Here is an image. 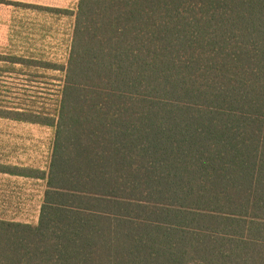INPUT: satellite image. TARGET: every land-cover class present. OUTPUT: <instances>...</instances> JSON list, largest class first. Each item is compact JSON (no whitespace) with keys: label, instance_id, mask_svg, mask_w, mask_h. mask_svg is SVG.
Wrapping results in <instances>:
<instances>
[{"label":"trees","instance_id":"16d2710c","mask_svg":"<svg viewBox=\"0 0 264 264\" xmlns=\"http://www.w3.org/2000/svg\"><path fill=\"white\" fill-rule=\"evenodd\" d=\"M0 61L63 74L0 105L55 130L48 174L0 165L47 186L0 264H264V0H79L67 65Z\"/></svg>","mask_w":264,"mask_h":264},{"label":"rangeland","instance_id":"374dc122","mask_svg":"<svg viewBox=\"0 0 264 264\" xmlns=\"http://www.w3.org/2000/svg\"><path fill=\"white\" fill-rule=\"evenodd\" d=\"M76 1L0 0V55L32 56L66 65L73 20L30 7L68 9ZM12 69L0 61V105L21 109L26 105H46L52 110L63 74L37 73L19 65ZM54 133L50 127L0 118V164L48 174ZM46 188L45 180L16 181L0 174V220L18 218L37 225Z\"/></svg>","mask_w":264,"mask_h":264},{"label":"crops","instance_id":"0c3cea01","mask_svg":"<svg viewBox=\"0 0 264 264\" xmlns=\"http://www.w3.org/2000/svg\"><path fill=\"white\" fill-rule=\"evenodd\" d=\"M78 2L79 0L76 1V4L73 5L74 7L73 8H68V9H59V8H47V7H38V6H31L30 9H38L40 10L41 13L45 12H50L51 14H56L58 15L59 17H68L70 19L73 20V29H74V24H75V14H76V11H77V7H78ZM58 11V12H57ZM73 35V33H72ZM71 37V36H70ZM69 37V45H68V55H69V50H70V44H71V38ZM69 57V56H68ZM18 58H22V59H35V60H39V61H45V62H49V61H46V60H42V59H37L35 57H32V56H18ZM68 59V58H67ZM50 63H53V62H50ZM55 64V63H54ZM57 65V64H56ZM67 65V64H66ZM21 66V65H19ZM65 66V65H63ZM23 67V66H22ZM25 68V67H24ZM29 70V69H28ZM31 71H35V70H31ZM43 72H51V71H44V70H41ZM41 71H36L37 73H40ZM53 72V71H52ZM56 72V71H55ZM59 72V71H57ZM30 106V105H27V107ZM27 123V122H25ZM32 124V123H31ZM37 125V124H36ZM41 126V125H40ZM45 127V126H44ZM52 159V158H51ZM51 163V161H50ZM1 165V164H0ZM4 166V165H2ZM5 167H8V166H5ZM9 167H17V166H9ZM49 167H50V164H49ZM17 168H20V167H17ZM21 169H26V170H30V171H40V170H34V169H28V168H21ZM42 173H44L43 171H40ZM48 173H49V169H48ZM1 175H5V176H8L10 177L11 179H14V180H18V179H33V180H40V179H35V178H30V177H24V176H17V175H11V174H8V173H0ZM33 192V191H31ZM43 204V202H42ZM42 204L40 206V212H41V207H42ZM40 217L37 218V220L39 219ZM7 221V220H6ZM12 222H20V223H25V224H30L28 223L27 221H22V220H18L15 219V220H12Z\"/></svg>","mask_w":264,"mask_h":264}]
</instances>
